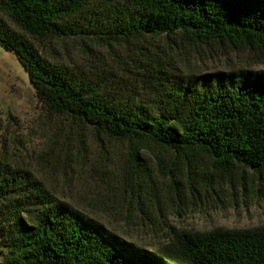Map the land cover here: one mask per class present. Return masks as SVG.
Wrapping results in <instances>:
<instances>
[{"label":"trees","instance_id":"16d2710c","mask_svg":"<svg viewBox=\"0 0 264 264\" xmlns=\"http://www.w3.org/2000/svg\"><path fill=\"white\" fill-rule=\"evenodd\" d=\"M163 36L249 51L264 66V0H0V45L18 57L44 107L128 144L124 195L129 211L144 214L146 199L160 203L165 192L179 205L186 191L201 197L217 182L246 186L241 169L264 182L263 69L181 77L145 49L133 64L94 73L55 56L57 41L93 52ZM0 249L2 264H264V226L176 229L147 252L0 156Z\"/></svg>","mask_w":264,"mask_h":264},{"label":"rangeland","instance_id":"374dc122","mask_svg":"<svg viewBox=\"0 0 264 264\" xmlns=\"http://www.w3.org/2000/svg\"><path fill=\"white\" fill-rule=\"evenodd\" d=\"M54 47L58 62L78 64L94 73L133 64L132 59L141 58L145 49L158 54L181 77L264 70V66L255 64L249 51L177 45L164 36L114 44L111 48L93 45V52L79 40L57 41ZM128 151L127 143L106 135L99 138L92 128L50 113L39 100L18 57L0 45V156L29 169L58 199L147 252L162 247L176 229L209 231L264 226V182L243 169L240 173L249 176L246 186L217 182L206 188L201 197L186 191L187 199L179 205L174 193L165 192L160 203L146 199L148 213L129 211V198L123 190L124 180L131 172ZM149 162L153 167V159ZM206 168L213 170L211 161H207ZM5 260L6 254L0 249V264Z\"/></svg>","mask_w":264,"mask_h":264}]
</instances>
